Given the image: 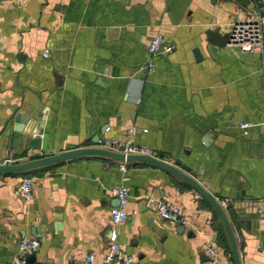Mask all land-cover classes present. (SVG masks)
Wrapping results in <instances>:
<instances>
[{
	"label": "crops",
	"instance_id": "0c3cea01",
	"mask_svg": "<svg viewBox=\"0 0 264 264\" xmlns=\"http://www.w3.org/2000/svg\"><path fill=\"white\" fill-rule=\"evenodd\" d=\"M257 15L264 0H0V164L121 141L133 128L135 144L221 204L241 264H264V217L243 207L264 203V50L227 42L232 21ZM156 32L173 50L145 75ZM24 177L30 201L14 193ZM118 185L129 190L128 218L112 224ZM149 197L187 222L163 220ZM112 230L133 264H233L211 204L153 164L79 156L0 175V264H15L31 237L40 243L23 256L29 264H85L89 252L98 261Z\"/></svg>",
	"mask_w": 264,
	"mask_h": 264
},
{
	"label": "built area",
	"instance_id": "2783aa9c",
	"mask_svg": "<svg viewBox=\"0 0 264 264\" xmlns=\"http://www.w3.org/2000/svg\"><path fill=\"white\" fill-rule=\"evenodd\" d=\"M227 42L228 44L236 46L240 52H251L256 48L264 50V16H249L247 18L232 21L228 31ZM172 50V45L164 40L160 32L153 34L147 46V59L142 67L143 73L147 75L154 70L153 56L156 54H168ZM47 56V51H44L43 57ZM240 126L241 128H245L247 124L242 123ZM133 133V128H128L123 140L120 141L109 137H103L98 139L96 146L125 155L138 154L155 157V152L150 147L138 145L133 142ZM28 151L31 153L32 157L42 156V154L38 153L35 149L31 148ZM110 192L118 200V205L110 210L111 223L121 224L128 218L126 206L128 203L129 190L124 185H118L113 187ZM14 193L27 201L32 200L33 191L31 178L24 177ZM149 202L154 206L157 215L163 220L174 224H185L187 222L177 205L157 197H149ZM39 243V240L35 237L23 238L17 246V253L22 257L18 258L15 264H29L23 256L25 254L34 253L38 249ZM207 250L211 255H215V249L213 247L208 246ZM133 262V257L127 254L118 243L115 230L111 231L106 252L100 260H96L93 252L87 253L84 258L85 264H133Z\"/></svg>",
	"mask_w": 264,
	"mask_h": 264
},
{
	"label": "water",
	"instance_id": "95a60500",
	"mask_svg": "<svg viewBox=\"0 0 264 264\" xmlns=\"http://www.w3.org/2000/svg\"><path fill=\"white\" fill-rule=\"evenodd\" d=\"M97 139L98 138L94 139L93 142L95 143V146L93 147L66 150V151H63L57 154H52V155H48V156H44L41 158H36V159L25 161V162H20V163H10L9 160H6L4 163L0 164V175L6 174V173H21V172H25L30 169L36 168V167L54 164L57 162H61V161L79 157V156H101V157L112 158L115 160L138 161V162H145V163L153 164L155 166H158L160 168H163L171 172L172 174L176 175L177 177L185 181L187 184H189L195 191H197L203 198H205L211 204V206L217 213L223 225V228L225 230V233H226V236L229 242L233 264H241L238 249H237L235 234L228 220V217L225 213L224 208L214 198V196L210 194L209 192H207L196 180H194L192 177H190L188 174H186L185 172H183L176 166L168 162H165L161 159H158L152 156H147V155H138V154L125 155L119 152L97 147L96 146V143L98 141ZM28 146L38 149L41 146V140H39L38 138H32L29 140ZM42 148L45 149L44 142L42 143ZM243 207H249L248 212L250 214L254 211L255 216L264 217V203H261L259 205L256 203H246ZM234 208H236L235 205H234ZM239 208H241V206L237 207V209ZM238 221H239V224H241L244 227V229L246 230L250 229L251 220L240 219ZM244 224L248 225V228H246Z\"/></svg>",
	"mask_w": 264,
	"mask_h": 264
}]
</instances>
